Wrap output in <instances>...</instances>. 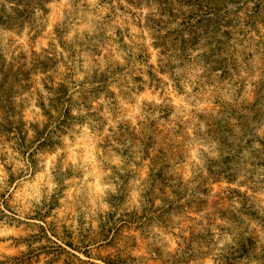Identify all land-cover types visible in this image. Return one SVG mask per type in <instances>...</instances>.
<instances>
[{"label": "rangeland", "instance_id": "obj_1", "mask_svg": "<svg viewBox=\"0 0 264 264\" xmlns=\"http://www.w3.org/2000/svg\"><path fill=\"white\" fill-rule=\"evenodd\" d=\"M0 15V264H264V0Z\"/></svg>", "mask_w": 264, "mask_h": 264}, {"label": "trees", "instance_id": "obj_2", "mask_svg": "<svg viewBox=\"0 0 264 264\" xmlns=\"http://www.w3.org/2000/svg\"><path fill=\"white\" fill-rule=\"evenodd\" d=\"M9 1H13V0H9ZM11 21V19L4 17L3 15H0V25H5V24H9Z\"/></svg>", "mask_w": 264, "mask_h": 264}]
</instances>
